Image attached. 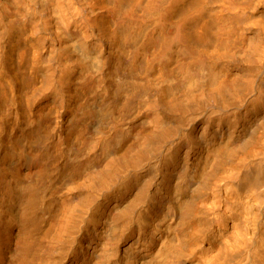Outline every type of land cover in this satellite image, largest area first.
Returning a JSON list of instances; mask_svg holds the SVG:
<instances>
[{
  "label": "bare ground",
  "instance_id": "bare-ground-1",
  "mask_svg": "<svg viewBox=\"0 0 264 264\" xmlns=\"http://www.w3.org/2000/svg\"><path fill=\"white\" fill-rule=\"evenodd\" d=\"M21 48L69 111L0 130V264H108L123 230L125 264H264V0H0Z\"/></svg>",
  "mask_w": 264,
  "mask_h": 264
},
{
  "label": "rangeland",
  "instance_id": "rangeland-1",
  "mask_svg": "<svg viewBox=\"0 0 264 264\" xmlns=\"http://www.w3.org/2000/svg\"><path fill=\"white\" fill-rule=\"evenodd\" d=\"M21 51L22 54L21 56H19L18 59L15 57L13 51L11 50L7 52L5 51L6 59L4 60V63H2L0 67V80L8 81L10 83V91L12 95L10 99L11 105L9 111L5 115L6 118L4 116L2 119L3 124L1 123L0 125L2 137H4L8 131L16 132L17 134L20 133L22 129L25 127L26 121L33 120L34 117L43 113H47L50 116L56 118L57 120L60 119L59 121L62 124H65L67 118L66 113L69 111V108H67L66 106H60L58 104L53 103L51 100L45 98H43L44 100L40 99L35 101V99L38 97L37 95L34 98H31L27 94V92H25V90H22L25 89L23 87L24 83H22V81L23 80H27L28 82L32 81L35 74L29 62L26 48H21ZM20 85L23 88L20 87ZM21 90L23 92H21ZM94 207L91 209L90 213L86 215L84 224H88V226L92 225L101 235V233L104 234V231L106 229V223H107L106 214L108 213V211L106 209H104L103 211V208L101 207V210H98L95 213H93ZM98 208L99 206L96 207V209ZM138 233L139 232L128 231V230H123L121 232L119 248L116 252V255L112 259L107 261L108 264H125V260L127 256L133 255L135 253L144 252L145 246L143 244V241L145 240V235H143L142 233L139 234ZM150 235H152V233ZM136 239L139 240L137 246L134 243ZM125 248L127 252H124Z\"/></svg>",
  "mask_w": 264,
  "mask_h": 264
}]
</instances>
